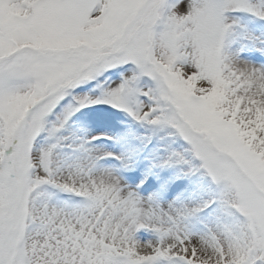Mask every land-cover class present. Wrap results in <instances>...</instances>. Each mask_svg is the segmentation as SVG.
<instances>
[{"label":"snow or ice","instance_id":"1","mask_svg":"<svg viewBox=\"0 0 264 264\" xmlns=\"http://www.w3.org/2000/svg\"><path fill=\"white\" fill-rule=\"evenodd\" d=\"M0 264H264V0H0Z\"/></svg>","mask_w":264,"mask_h":264}]
</instances>
